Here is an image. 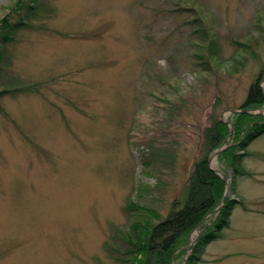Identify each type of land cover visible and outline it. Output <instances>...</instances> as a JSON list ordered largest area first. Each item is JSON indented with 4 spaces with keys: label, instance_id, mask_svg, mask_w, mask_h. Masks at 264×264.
<instances>
[{
    "label": "rangeland",
    "instance_id": "1",
    "mask_svg": "<svg viewBox=\"0 0 264 264\" xmlns=\"http://www.w3.org/2000/svg\"><path fill=\"white\" fill-rule=\"evenodd\" d=\"M5 17L18 26L8 41L0 28V264H131L115 227L181 204L215 118L230 151L210 166L229 191L174 264L229 205L194 264H264V134L238 174L231 155L261 128L236 132L229 111L259 74L264 94V0H0Z\"/></svg>",
    "mask_w": 264,
    "mask_h": 264
},
{
    "label": "trees",
    "instance_id": "2",
    "mask_svg": "<svg viewBox=\"0 0 264 264\" xmlns=\"http://www.w3.org/2000/svg\"><path fill=\"white\" fill-rule=\"evenodd\" d=\"M31 1L34 2L35 0ZM5 18L0 19V21L3 22L0 28L2 30L3 39L8 41L10 40L9 33L16 28L18 24L15 25ZM209 50H212V45H210ZM2 57H4V51L3 48H0V58ZM260 79L259 74L257 80L249 89L248 96L242 105L243 108L264 105V94L258 83ZM6 87L10 89V86H7V84ZM6 87L0 90V95L6 93V90H9ZM236 116L237 119H234L236 132L240 133L241 130L244 131L246 119L255 123L253 128H261L258 131H264V118L260 114L241 111L237 112ZM260 118H263L262 123H258ZM208 130L209 131L206 132L207 140L203 145V156L193 165L186 194L181 204L177 205L176 202H174L170 212L163 218H158L153 223H146V220L140 223L134 220L131 224L129 223L128 226H124L126 227L125 231H123L121 227H115L114 234L109 240L114 254L121 252L122 249L118 246V241L121 240L126 246L125 251H127V254L133 257L131 264L175 263L178 257L177 250L180 244L198 224L201 222V224H203L205 222V217L221 200L226 188L225 181L211 168L209 158L212 152L223 143L228 126L215 118L210 127H208ZM254 138L255 134L249 132L247 137L243 138L241 144L247 147L248 143ZM229 151L230 150H224L220 157L227 158ZM247 154H249V152H245V155H231L230 159L234 162L237 173L239 172L243 175L252 174L251 172H246L239 168L244 156ZM136 208L140 211L142 209L149 210L145 206ZM232 208V205L223 208L218 220L214 222L213 229H206V231L201 234L193 247V253L188 260V264H194L202 248L218 237L219 232L229 225ZM154 217L156 218L158 215ZM139 255L140 257H138Z\"/></svg>",
    "mask_w": 264,
    "mask_h": 264
},
{
    "label": "water",
    "instance_id": "3",
    "mask_svg": "<svg viewBox=\"0 0 264 264\" xmlns=\"http://www.w3.org/2000/svg\"><path fill=\"white\" fill-rule=\"evenodd\" d=\"M252 109H244V111H251ZM229 111L230 112H234V111H238V109H229ZM223 114L224 113H222V115H221V117L223 116ZM233 129V128H232ZM223 150V148H221V149H218L215 153H214V155H213V157H215L217 154H219L221 151ZM224 180H225V182H226V192H225V194H224V196H223V198H222V202L225 200V198H226V195H227V193H228V191H229V182H230V179H228L226 176H225V174L222 172V171H220L219 169H215V168H213ZM194 242V241H193ZM192 242V243H193ZM189 249H191V245L189 246ZM186 261H187V259H184V262H183V264H185L186 263Z\"/></svg>",
    "mask_w": 264,
    "mask_h": 264
}]
</instances>
